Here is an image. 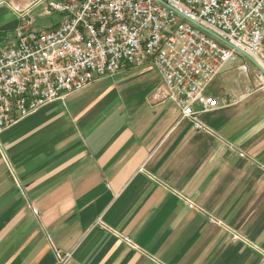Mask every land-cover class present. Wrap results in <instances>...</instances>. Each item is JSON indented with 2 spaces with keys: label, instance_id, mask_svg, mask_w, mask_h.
I'll list each match as a JSON object with an SVG mask.
<instances>
[{
  "label": "crops",
  "instance_id": "0c3cea01",
  "mask_svg": "<svg viewBox=\"0 0 264 264\" xmlns=\"http://www.w3.org/2000/svg\"><path fill=\"white\" fill-rule=\"evenodd\" d=\"M8 1L17 30L13 6L35 0ZM229 65L207 92L227 106L198 116L205 130L157 100L152 65L5 130L0 264H61L56 252L65 264H264V90L224 92Z\"/></svg>",
  "mask_w": 264,
  "mask_h": 264
},
{
  "label": "built area",
  "instance_id": "2783aa9c",
  "mask_svg": "<svg viewBox=\"0 0 264 264\" xmlns=\"http://www.w3.org/2000/svg\"><path fill=\"white\" fill-rule=\"evenodd\" d=\"M36 8L62 18L35 27ZM13 10L19 26L0 46V135L46 104L130 68L152 65L162 79L157 100L176 104L199 130L201 113L227 106L207 92L237 58L255 61L264 90V0H35ZM238 68L250 73L247 63ZM56 254L61 264L71 259Z\"/></svg>",
  "mask_w": 264,
  "mask_h": 264
},
{
  "label": "rangeland",
  "instance_id": "374dc122",
  "mask_svg": "<svg viewBox=\"0 0 264 264\" xmlns=\"http://www.w3.org/2000/svg\"><path fill=\"white\" fill-rule=\"evenodd\" d=\"M16 17L13 16L12 12H10L7 8V6L0 7V38H6L11 39L15 36V19ZM32 18L34 20L35 27H47L50 26L52 23H57L62 18L60 14H53L52 16H46L42 13L40 8H36L33 11ZM2 25V26H1ZM243 63H247L250 67V73L248 75H245L239 68ZM234 66V70H232L231 78L229 79V83H222L221 88L224 89V92H232L237 85H241L244 87L247 84H250L251 86H255L257 83V77H256V68L253 62L246 58V57H240L237 58L235 62L229 63ZM257 80V81H256ZM218 83H214L213 86H211L212 90L215 91L218 88Z\"/></svg>",
  "mask_w": 264,
  "mask_h": 264
},
{
  "label": "water",
  "instance_id": "95a60500",
  "mask_svg": "<svg viewBox=\"0 0 264 264\" xmlns=\"http://www.w3.org/2000/svg\"><path fill=\"white\" fill-rule=\"evenodd\" d=\"M202 29H203L204 31H206L207 33L213 35L214 37L218 38L216 35H214V34L211 33L210 31H208V30H206V29H204V28H202ZM218 39H219V38H218ZM246 57H247L248 59H250V60L253 62L254 65L258 66V65L255 63V61H254L251 57H249V56H247V55H246Z\"/></svg>",
  "mask_w": 264,
  "mask_h": 264
}]
</instances>
